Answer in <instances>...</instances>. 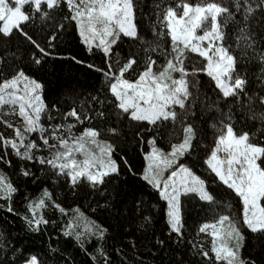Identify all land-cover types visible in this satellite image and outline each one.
<instances>
[{
    "label": "trees",
    "instance_id": "16d2710c",
    "mask_svg": "<svg viewBox=\"0 0 264 264\" xmlns=\"http://www.w3.org/2000/svg\"><path fill=\"white\" fill-rule=\"evenodd\" d=\"M189 2L195 4L198 0ZM218 2L235 11L233 0ZM134 3L140 40L156 42L163 49H169L170 39L165 35L157 41L153 27L156 25V31H160L156 13L168 4L174 6L175 0H134ZM25 11L30 9L26 6ZM48 11L47 20L36 14L35 20L22 27L51 55L42 56L17 31L10 37L0 35V79L10 78L22 69L40 81L44 102L52 114L63 116L75 108L82 119L85 114L92 117L81 126L99 130L100 137L112 143V157L119 166V173L107 177L98 188L91 187L84 180L72 187L68 179H54L49 166L22 160L11 148L5 151L0 146V157L3 158L0 159V174L17 189L10 201L0 198V264H21L32 256H36L40 264H104L100 249L107 255L108 264H212L199 254L198 246L193 247V237L203 223L212 222L218 214L230 215L240 221L238 226L244 237L241 258L249 264H264V234L252 233L242 223L243 206L239 197L219 182L205 164L217 136L211 125L218 121V110L227 112L231 108L237 133L249 132L254 143L264 144V121L251 118L264 113V106L254 100L249 112L243 106L247 103L243 94L237 105L235 98L223 100L214 82L204 73L188 77L195 108L194 115H189L186 122L193 125L196 136L191 151L180 158L179 163L204 179L215 202L201 201L195 194L182 196L183 238H178L175 233L170 235L166 201L160 198L157 189L142 179V175L147 163L144 156L151 150L148 141L155 137L156 146L168 152L172 143L179 142V126L166 122L156 128L147 122L132 121L127 114L121 113L109 93L107 78L97 70L107 71L103 52L95 47L89 52L75 22L65 19L70 16L66 5ZM245 23L255 41L254 50L247 49L242 39L238 41L239 29ZM61 24L62 29L59 28ZM224 32L225 46H230L229 50L237 56V71L248 81L245 91L249 96H264V65L256 55L264 53V11L256 10L246 22L241 15H236L227 22ZM52 35L56 38L50 45ZM140 40L121 36L112 50L113 70L117 67L114 63L117 56L121 63L129 57L137 59L135 71L126 73L128 79H135V73L143 71L145 45ZM33 54L41 59L40 64L34 63ZM151 55L157 65L164 64L159 50ZM185 67L191 72L193 68L203 67V62L194 54H188ZM174 75L179 77V73ZM176 110L180 112L179 108ZM98 112H103V117L96 115ZM113 128L117 130L115 134L110 131ZM0 133L7 139L13 136L12 128L3 123H0ZM22 168H30L40 178L32 182L31 177L27 179L22 175ZM45 186L55 193L59 189L68 191L74 202L86 210L94 208V215L107 229L104 239L86 236L77 240L73 235L66 236L63 228L68 224L69 211H66L67 215L57 211L38 231L30 228L26 219L31 217L28 204ZM9 205L11 212L8 211ZM53 219L57 221L53 222Z\"/></svg>",
    "mask_w": 264,
    "mask_h": 264
},
{
    "label": "snow or ice",
    "instance_id": "6c2138e0",
    "mask_svg": "<svg viewBox=\"0 0 264 264\" xmlns=\"http://www.w3.org/2000/svg\"><path fill=\"white\" fill-rule=\"evenodd\" d=\"M62 4L66 5L70 13L65 19L75 22L82 43L88 47L89 52L93 47L103 52L107 71L97 70L107 78L108 90L116 102V108L127 114L132 121L147 122L149 126L158 128L166 122L179 126V142L172 143L169 152L156 147L155 137L148 141L151 150L144 156L147 163L142 179L157 189L160 198L166 201L169 234L175 233L182 239L184 224L181 197L195 194L201 201L215 202L205 181L190 168L179 164L180 158L191 151L196 136L193 125L186 122L189 115H194L195 108L188 77L198 72L204 73L214 82L215 89L223 100L235 98L237 105L240 104L243 94L247 98V103L243 106L249 112L252 111L254 100L264 106V96H249L245 91L248 81L237 71V56L224 43L227 22L236 15H241L243 21H248L256 10L264 11V0H255V3L253 0H233L232 7L235 11L218 0H198L195 4L189 0H175L174 6L168 4L156 13V24L160 31H156V25L153 27V35L157 37V41L162 40L165 35L170 39L167 50L159 43L140 40L134 0H0V35L10 37L17 31L42 56H50L51 53L32 39L22 25L35 20L36 14L42 20H47L48 10L59 9ZM26 6L30 11H25ZM221 20L224 21L223 24ZM59 28L62 29L63 25H59ZM121 36L140 40L145 45L143 71L136 72L134 80L126 78V73L135 71V57H129L121 63L117 56L114 61L117 67L113 70L112 50ZM55 38V35L49 37L50 45ZM241 39L247 49L254 50L255 41L248 32L246 23L239 29L238 41ZM158 50L164 57L163 65H157V61L152 58L151 53ZM188 54L199 57L203 67L193 68L189 72L185 67ZM256 55L264 65V53ZM33 60L36 64L41 63V59L36 58L35 54ZM154 67L158 70L154 71ZM176 73H179L178 78L174 75ZM41 89L42 85L27 76L22 69L10 78L0 79V116L12 112L23 121V127H14L13 124L0 120V123L12 128L15 134L14 139H7L0 133V146L5 151L11 148L22 160L49 166L56 175L66 176L72 187L84 180L91 187L98 188L105 183L107 177L118 174L119 166L112 158L113 146L98 139L99 130L85 128L79 136L73 137L71 129L75 124H57L46 128L41 123L42 115L46 113ZM177 108L180 109L179 113ZM218 112V121L211 125L217 136L205 164L219 182L239 197L243 206L242 223L252 233L264 234V144L254 143L249 132L237 133L233 126L231 108L227 112ZM96 115L103 117L104 114L98 112ZM68 117L74 118L80 124L86 119H92L87 114L82 119L75 108L65 114V119ZM251 118L264 121V113ZM65 131L69 133L67 137L64 136ZM110 131L115 134L117 130L113 128ZM33 133L38 134L43 148L50 152L49 157L34 156L33 150L40 151L41 144L30 139ZM50 139L56 143L50 144ZM77 155L83 158L78 159ZM165 172L169 173L167 178H164ZM22 175L28 177L32 173L24 170ZM16 192L13 184L0 175V198L10 201ZM51 196L44 189L38 200L29 202L31 217L26 219L33 230L38 231L42 224L49 223L43 218L42 211L38 214V210L48 206L46 200H51ZM52 206L67 215L60 205L53 203ZM8 211H12L10 205ZM75 211L79 212V209ZM238 223L240 221L230 215L218 214L213 222L202 224L198 234L204 233L211 237L210 251L214 255L210 256L209 250H204L203 244L199 245V254L208 260L214 259L215 264H249L240 256L244 237ZM94 225L95 222L85 224L84 232H79L76 231L79 225L70 223L64 234H75V238L80 240L86 233L90 237L103 240L107 229ZM99 252L104 264H108L107 255L102 249ZM26 264H38L37 257L32 256Z\"/></svg>",
    "mask_w": 264,
    "mask_h": 264
},
{
    "label": "rangeland",
    "instance_id": "374dc122",
    "mask_svg": "<svg viewBox=\"0 0 264 264\" xmlns=\"http://www.w3.org/2000/svg\"><path fill=\"white\" fill-rule=\"evenodd\" d=\"M154 71H156V69H154ZM27 75V74H26ZM29 76V75H27ZM30 78L36 80L37 82L40 83L39 80L29 76ZM130 80H134V79H130ZM41 84V83H40ZM41 97H42V100H43V103L45 104L44 102V99H43V96H42V91H41ZM46 105V104H45ZM49 116L51 117V119H49ZM0 119L4 120V121H7L11 124L14 125V127H23V121L22 119L17 115V114H14L12 112H8L7 115H3V116H0ZM41 123L47 128L49 127L50 125H57V124H63V125H67V124H75L76 126L74 128L71 129V135L73 137H76V136H79L85 128H89V127H83L81 126V124L77 121H75L74 118L72 117H68V119H65V115L63 116H58V115H54L52 114L48 109H47V106H46V113L44 115H42V118H41ZM13 130V129H12ZM63 131V129H62ZM31 134L30 136V139L32 140H35L38 144H41V141L39 140L38 138V134ZM69 135L68 132H64V136L67 137ZM15 138V134H14V131H13V136L8 138V139H14ZM98 139L100 141H104V142H107V143H110L112 145V143L106 139H103L102 137H98ZM49 143L50 144H53V143H56V141H53V140H49ZM178 143V142H177ZM157 147V146H156ZM159 148V147H158ZM160 149V148H159ZM162 150V149H161ZM170 151V150H169ZM168 151V152H169ZM150 152V151H148ZM147 152V153H148ZM166 152V151H164ZM33 154L34 156H44V157H49L50 156V152L47 150V149H44L43 148V145L41 144V150L40 151H36V150H33ZM77 158L78 159H82L83 157L82 156H79L77 155ZM113 158V157H112ZM114 159V158H113ZM180 164V163H179ZM184 165V164H182ZM186 166V165H185ZM188 167V166H186ZM189 168V167H188ZM191 169V168H190ZM24 170H30V172L32 173V175H30L29 177H31V181L32 182H35L37 181L40 176L36 175L30 168H22L21 172H23ZM192 170V169H191ZM170 171V170H169ZM193 171V170H192ZM194 172V171H193ZM196 173V172H194ZM168 172H165L164 173V178H167L168 176ZM1 175V174H0ZM196 175L200 176L199 174L196 173ZM25 177V176H24ZM58 177H61L62 179H68L66 176H58L54 173V179L58 178ZM201 177V176H200ZM26 178V177H25ZM28 179V177H27ZM201 179H203L201 177ZM69 180V179H68ZM204 180V179H203ZM70 184V183H69ZM44 189H47L51 194V200H46V204L48 205L46 208H44L43 210H38V214L40 211H42V214H43V218L46 219V220H49V217L50 216H53L54 214H56V212L58 211L55 207H53V203L54 204H57V205H60L62 208H64L66 211H69L70 212V217H69V221H68V224L70 223H77L79 225V227L76 229V231H79V232H84V226L85 224H88V223H91V222H95V225L94 226H99L100 228H103V229H106L101 223L100 221L97 219V217L94 215V212H95V209L92 208V210H86L84 209L83 207H81L80 205H77L72 196L70 195V193L66 190H62V189H59L55 192H53L51 190V188L49 186H45L43 188ZM43 190L41 191V193L33 198V200H38L41 196H42V193H43ZM208 190V189H207ZM32 200V201H33ZM52 202V204L50 203ZM76 209H79V212H76L75 210ZM82 214V215H81ZM53 222H56L57 219H53L52 220ZM213 222V221H212ZM67 224V225H68ZM204 224V223H203ZM66 225V226H67ZM66 226L63 228V230L65 231L66 229ZM239 227V226H238ZM73 236H75V234H73ZM88 236L86 233L85 235L82 236V238ZM82 238L80 240H82ZM193 242L196 246L199 247V245L203 244V247H204V250H209V255L210 256H213L214 254L211 253L210 251V247H211V237L204 234V233H199L197 234L195 237H193ZM36 257V256H35ZM28 261V260H27ZM27 261H23L21 264H26ZM212 264H215V261L214 259L211 260ZM38 264H40L38 262Z\"/></svg>",
    "mask_w": 264,
    "mask_h": 264
}]
</instances>
